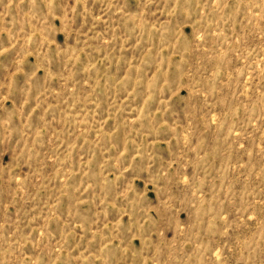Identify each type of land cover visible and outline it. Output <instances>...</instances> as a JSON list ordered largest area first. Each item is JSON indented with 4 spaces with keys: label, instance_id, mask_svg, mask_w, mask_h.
Wrapping results in <instances>:
<instances>
[{
    "label": "rangeland",
    "instance_id": "rangeland-1",
    "mask_svg": "<svg viewBox=\"0 0 264 264\" xmlns=\"http://www.w3.org/2000/svg\"><path fill=\"white\" fill-rule=\"evenodd\" d=\"M0 264H264V0H0Z\"/></svg>",
    "mask_w": 264,
    "mask_h": 264
}]
</instances>
